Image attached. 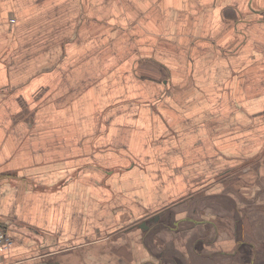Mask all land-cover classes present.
<instances>
[{"label":"crops","instance_id":"1","mask_svg":"<svg viewBox=\"0 0 264 264\" xmlns=\"http://www.w3.org/2000/svg\"><path fill=\"white\" fill-rule=\"evenodd\" d=\"M0 226V264H264V0H0Z\"/></svg>","mask_w":264,"mask_h":264},{"label":"built area","instance_id":"2","mask_svg":"<svg viewBox=\"0 0 264 264\" xmlns=\"http://www.w3.org/2000/svg\"><path fill=\"white\" fill-rule=\"evenodd\" d=\"M10 23H14V19H10ZM12 243V238L8 235L7 231L0 226V254L7 253Z\"/></svg>","mask_w":264,"mask_h":264},{"label":"rangeland","instance_id":"3","mask_svg":"<svg viewBox=\"0 0 264 264\" xmlns=\"http://www.w3.org/2000/svg\"><path fill=\"white\" fill-rule=\"evenodd\" d=\"M259 218H261V217H260V216H256L255 219H259ZM260 243H264V242H260ZM258 249H260V251H261L262 249H264V244H258V245L256 246V249H255L256 253L258 252Z\"/></svg>","mask_w":264,"mask_h":264}]
</instances>
